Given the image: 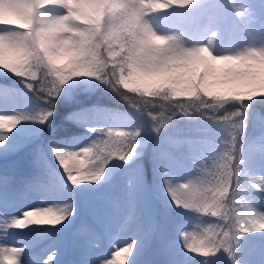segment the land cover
Wrapping results in <instances>:
<instances>
[{"label": "clouds", "instance_id": "9594fccd", "mask_svg": "<svg viewBox=\"0 0 264 264\" xmlns=\"http://www.w3.org/2000/svg\"><path fill=\"white\" fill-rule=\"evenodd\" d=\"M2 80L0 148L62 103L84 136L0 203V264H264V0H0Z\"/></svg>", "mask_w": 264, "mask_h": 264}, {"label": "rangeland", "instance_id": "374dc122", "mask_svg": "<svg viewBox=\"0 0 264 264\" xmlns=\"http://www.w3.org/2000/svg\"><path fill=\"white\" fill-rule=\"evenodd\" d=\"M0 83L11 84L12 81L2 80ZM6 94L7 90L0 91V95ZM94 99L95 98L88 99L82 97L81 104L89 105ZM77 107H79V105H68L63 103L58 106L61 110L65 109L63 117ZM3 110L4 109L0 108V111ZM66 122L70 124L72 123L70 121ZM72 124L80 129L76 135L73 134L68 137H56L54 136L52 127H47V131H45L44 126H35L33 124L25 123L13 143L14 148L12 147L13 145L11 147L0 148V181H3V186L0 188V191L4 193L3 189L6 187L4 193L6 199L9 197H16L19 203L20 198L27 195L24 194L28 191L25 188V183L35 177H38L37 159L39 151L46 150L50 141L78 143L83 138V128L75 123ZM16 145H18V147ZM148 175L150 177V171ZM8 184H16V187H18L16 188L17 190H13L10 186H6ZM28 203L30 202H26L24 206H28ZM87 219L88 224L86 227L92 228L97 226L96 222L91 217H88ZM65 242L67 246L65 250V258H67L71 252L70 241L67 234H65Z\"/></svg>", "mask_w": 264, "mask_h": 264}, {"label": "snow or ice", "instance_id": "6c2138e0", "mask_svg": "<svg viewBox=\"0 0 264 264\" xmlns=\"http://www.w3.org/2000/svg\"><path fill=\"white\" fill-rule=\"evenodd\" d=\"M24 125L25 124L18 126L17 130H15L11 134V138L7 142V147H11L13 145V143L16 140L17 135L19 134V132L21 131V129ZM2 186H3V181H0V188H2ZM57 187H58L57 178L53 174H49L48 176L43 177V178L35 177V178L31 179L30 181L25 183L26 190H32L35 188H44V189L49 190V191H55L57 189ZM0 203L7 204L9 207L13 208V210H14L15 206L18 204V200L16 197H9L6 199L3 195V192L0 191ZM35 244H36L37 248H39L42 244V241L37 239L35 241Z\"/></svg>", "mask_w": 264, "mask_h": 264}, {"label": "trees", "instance_id": "16d2710c", "mask_svg": "<svg viewBox=\"0 0 264 264\" xmlns=\"http://www.w3.org/2000/svg\"><path fill=\"white\" fill-rule=\"evenodd\" d=\"M57 112L61 113L59 108H57ZM55 118H56V116H55ZM60 122H61V125H63L64 127H63V129H60V128L57 129L58 135L65 134L67 131H70L71 129H72V131H75V128L73 126L68 125L67 123H65L64 121H61V120H60Z\"/></svg>", "mask_w": 264, "mask_h": 264}, {"label": "bare ground", "instance_id": "6f19581e", "mask_svg": "<svg viewBox=\"0 0 264 264\" xmlns=\"http://www.w3.org/2000/svg\"><path fill=\"white\" fill-rule=\"evenodd\" d=\"M24 194H27V193H24Z\"/></svg>", "mask_w": 264, "mask_h": 264}]
</instances>
